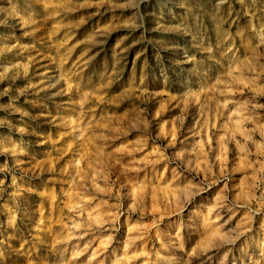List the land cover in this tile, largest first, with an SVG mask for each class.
<instances>
[{
  "label": "rangeland",
  "instance_id": "374dc122",
  "mask_svg": "<svg viewBox=\"0 0 264 264\" xmlns=\"http://www.w3.org/2000/svg\"><path fill=\"white\" fill-rule=\"evenodd\" d=\"M0 264H264V0H0Z\"/></svg>",
  "mask_w": 264,
  "mask_h": 264
}]
</instances>
